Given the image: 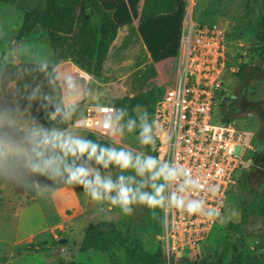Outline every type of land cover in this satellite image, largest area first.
Wrapping results in <instances>:
<instances>
[{
	"label": "rangeland",
	"instance_id": "rangeland-1",
	"mask_svg": "<svg viewBox=\"0 0 264 264\" xmlns=\"http://www.w3.org/2000/svg\"><path fill=\"white\" fill-rule=\"evenodd\" d=\"M19 1L11 3L0 1V59L3 62L2 68L6 66L7 71L10 70L8 68L10 64L17 66L22 59L31 62L51 57L44 29L37 28L28 38H23L15 44L24 15ZM174 1L183 11L186 26L195 24L203 27L217 24L225 30L227 58L223 74L225 90L222 102H224L217 107L216 115L222 114L231 119L236 126L252 134V155L264 149V53L260 52L257 43L259 18L264 9V0ZM81 15L89 17L91 12L84 6L83 0H75L72 10L74 33L82 27ZM178 19V13H164L151 20L152 25L149 26L147 23L142 27L144 39L155 62V65H151V78L148 82L145 81V85L147 87L150 82L154 83L155 100L162 98L168 87L174 83L182 62L178 53ZM66 45L69 46L68 55L71 56L67 58L73 59L72 56L76 55L73 52L76 49L73 39ZM14 46L19 47L12 52ZM116 48L118 56L129 62L107 71L104 89L90 84L93 90L104 92L102 103H108L111 98L126 96V92L122 90L125 78L121 80L118 78L128 74L131 62H143L144 52L137 43L121 40ZM243 66L247 80L236 77V72ZM39 75L41 74L38 72L32 73L25 76V80L33 84L41 83L42 78H39ZM86 80L84 78V81ZM16 83L13 77L8 83H4L6 85L4 91ZM86 86L88 87V84ZM85 102L87 103L82 105L83 109L81 108L84 115L85 106L90 103ZM141 109L149 113L151 107ZM36 114L43 116L41 111H37ZM90 133L92 132L87 129L80 130V135L88 136ZM122 146L140 150L135 134L126 133ZM145 151L154 155L151 149ZM239 151L240 147H237V152ZM243 171L245 187L240 186L241 178L239 184L228 191L221 213L224 219H220L215 231L197 249L187 247L179 252L174 260L211 259L222 250L227 226L242 219L241 202H245L246 207L252 209L256 196L264 190V164H256L252 159L251 165L237 171L236 177L242 176ZM113 174H117V171L113 170ZM133 207L132 217L126 216L118 207H113L108 202L91 201L82 188L76 185H63L54 200H45L36 195L30 196L28 192L14 185L0 182V255L10 257L8 262L0 264H114L103 251L90 249L80 252L77 248L88 225L105 220L113 222L122 230H127L131 226L133 233L143 241L149 252L161 251L163 240L160 236L164 235L163 209L152 210L141 205ZM233 212L236 214L232 215ZM235 236L237 234L232 235ZM263 242L264 214L252 213L239 240L241 262L237 264H243L251 255L260 253ZM31 245L34 251H22Z\"/></svg>",
	"mask_w": 264,
	"mask_h": 264
},
{
	"label": "clouds",
	"instance_id": "clouds-1",
	"mask_svg": "<svg viewBox=\"0 0 264 264\" xmlns=\"http://www.w3.org/2000/svg\"><path fill=\"white\" fill-rule=\"evenodd\" d=\"M51 56L54 59L31 61L30 67L18 66L17 83L6 91L0 79V181L45 200H54L63 185L80 186L91 201L108 202L126 216L133 214V206L141 205L224 219L218 207L199 195H217L218 184L205 185L175 158L145 151H155L158 141L165 144L172 139L146 110L137 105L131 110L135 115H130L127 106L102 103L103 91L86 87L91 81H84L57 59L53 50ZM34 72L44 77L48 91L44 82L24 79ZM84 101L97 111L94 126L86 123L81 110ZM37 111L55 123L46 126ZM82 129L105 136L111 143L80 135ZM126 133L135 134L140 150L122 146Z\"/></svg>",
	"mask_w": 264,
	"mask_h": 264
},
{
	"label": "built area",
	"instance_id": "built-area-1",
	"mask_svg": "<svg viewBox=\"0 0 264 264\" xmlns=\"http://www.w3.org/2000/svg\"><path fill=\"white\" fill-rule=\"evenodd\" d=\"M226 52L227 35L221 26L187 25L182 33V62L175 81L149 110L150 119H155L172 137L170 143L158 141L154 155L175 158L205 185L218 184L217 195H199L221 213L228 191L237 184V171L252 163V134L222 114L216 115L225 90ZM85 116L86 123L94 126L97 111L91 104ZM97 136L110 142L105 136ZM163 212L164 235L160 239L167 264H172L185 248L197 249L220 222L219 218L209 220L177 210Z\"/></svg>",
	"mask_w": 264,
	"mask_h": 264
},
{
	"label": "trees",
	"instance_id": "trees-1",
	"mask_svg": "<svg viewBox=\"0 0 264 264\" xmlns=\"http://www.w3.org/2000/svg\"><path fill=\"white\" fill-rule=\"evenodd\" d=\"M4 3L15 2L16 0H0ZM75 0H20L19 5L24 11L23 21L18 29L16 39L20 41L28 38L31 33L41 28L49 36L50 43L57 59L71 57L68 55L69 46L66 45L73 39L76 45L73 59L86 71L94 75L101 76L104 69L110 47L113 44L117 32L118 23L114 20L111 11L105 10L99 0H83L84 6L91 12L89 17L81 15L83 24L81 29L74 33L72 23V10ZM176 10L174 0H145L141 19L154 17L163 13H171ZM257 43L260 52L264 53V9L259 18V30L257 32ZM13 45H11L12 47ZM3 62L0 59V72ZM244 66L236 72V77L247 80L244 74ZM155 100L154 83L150 82L146 89L133 96H118L109 99V104L116 107L127 106L130 115L132 108L152 106ZM224 102V101H223ZM222 102V103H223ZM221 103V105H223ZM228 119V118H227ZM88 137L96 142L108 145L110 142L93 133ZM252 159L256 164H264V149L254 152ZM244 171L237 180V184L245 187ZM2 182V181H0ZM236 184V186H237ZM30 196L35 193L28 192ZM242 219L238 223H229L227 233L222 242V250L211 259H200L198 261L173 260L172 264H237L241 262L239 240L244 234V226L250 215L264 214V190L256 196L252 209L246 207L245 202H241ZM132 217V215H130ZM217 227V226H216ZM213 229L212 233L215 231ZM237 236L232 237V235ZM211 235V234H210ZM78 251L86 252L90 249L99 250L107 253L114 264H167L163 257V252H149L143 241L138 238L131 226L127 230H122L111 221H101L90 223L85 231L82 241L77 244ZM23 250L34 251L33 245ZM20 253V252H19ZM10 260L8 255H0V263ZM243 264H264V242L262 251L247 258Z\"/></svg>",
	"mask_w": 264,
	"mask_h": 264
},
{
	"label": "crops",
	"instance_id": "crops-1",
	"mask_svg": "<svg viewBox=\"0 0 264 264\" xmlns=\"http://www.w3.org/2000/svg\"><path fill=\"white\" fill-rule=\"evenodd\" d=\"M99 2L105 10L111 11L114 20L118 23L117 36L113 44L110 47L106 60L104 61V72H103L104 74L102 76L94 75L93 73L88 72L84 68H82L72 58H60L59 60L63 61V63L67 67H69L73 72L79 73L81 77L86 78L87 79L86 81H91L90 84L98 85L102 89H104L105 87H103V84L105 81L104 80L105 77H107V71L114 70L117 67L129 62V61H124V59L118 56L119 52L117 53V48H116L117 43L120 42L121 40L135 42L139 45V47L144 52L143 62L142 61H139L137 63L131 62L132 66L130 70L128 71V74L125 75L124 77L117 76L119 77L118 79L120 80L122 78H125L124 80L126 82L125 84H123L122 90L126 92L125 93L126 96H133L135 94L142 92L145 89L146 82H148L149 79L151 78L150 77L151 76L150 71L152 70L151 65H155L154 59L149 51V47L144 39V36L142 33L143 31L142 27L147 23L149 24V26L152 25L153 21L151 20L157 18L158 16L162 14L142 20L141 14L143 11L145 0H99ZM182 12L183 11L180 9V7L176 5V10L174 12L168 13V14L178 13V16H179V19L177 21V29H178V34H179V50H178L179 54L181 50L182 33H183L184 28L186 27L185 16ZM45 37L47 40V44L50 46V49L53 50L47 33ZM51 50H50V54H51ZM50 59H54V57L51 56ZM14 65L15 64H12V65L10 64V67H8L10 70L8 71L6 69V66L2 68L0 72V79L4 80V83L6 82L8 83L10 80H12L13 77H15L16 67L18 66L19 67H25V66L30 67L31 66L30 62H26L23 59L20 61V63H18L17 66H14ZM39 78H42L41 80L42 82H44V77L42 75H39ZM90 84H88V87H90ZM44 85H45L44 90L48 91L46 82H44ZM86 103L87 102L85 101L82 102L81 108L83 107L82 105ZM89 105H86L85 109ZM43 117H44L43 122L45 123L46 126H52V124L55 123V122L50 123L47 120V117L44 115V113H43ZM59 126L64 127V125H59Z\"/></svg>",
	"mask_w": 264,
	"mask_h": 264
},
{
	"label": "water",
	"instance_id": "water-1",
	"mask_svg": "<svg viewBox=\"0 0 264 264\" xmlns=\"http://www.w3.org/2000/svg\"><path fill=\"white\" fill-rule=\"evenodd\" d=\"M15 44H18V40L15 41Z\"/></svg>",
	"mask_w": 264,
	"mask_h": 264
}]
</instances>
